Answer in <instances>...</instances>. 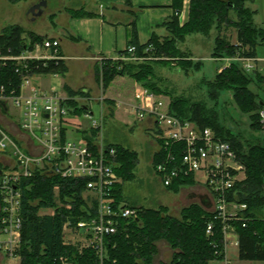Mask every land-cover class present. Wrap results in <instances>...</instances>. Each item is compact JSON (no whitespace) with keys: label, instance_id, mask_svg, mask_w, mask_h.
<instances>
[{"label":"trees","instance_id":"1","mask_svg":"<svg viewBox=\"0 0 264 264\" xmlns=\"http://www.w3.org/2000/svg\"><path fill=\"white\" fill-rule=\"evenodd\" d=\"M11 1L15 3L18 0ZM183 1L173 0L172 7L176 10V15L163 24L167 35L153 33L148 42L140 44L137 29L134 24L131 26L128 31V45L135 47V54L174 56L180 51L176 46L177 41L181 42L192 34L207 36L216 28L218 33L212 52L215 57L256 56L257 44L264 43V27L255 26L253 15L256 10L251 11L245 5L253 0H190L189 19L181 24L178 15ZM126 3L129 5L131 0H126ZM232 12L236 14L237 20L232 18ZM231 24L238 28L236 44L229 43L220 34L223 26ZM26 32L19 24L10 25L3 31L0 34L2 53L17 56L28 48V39L23 37ZM28 36L32 43L43 39L42 35L34 32H29ZM161 37L163 42H160ZM122 53L131 55L127 49L120 52ZM183 57L187 58L184 55ZM103 60L101 68L107 80L116 75H129L155 92L154 82L147 78L152 73L148 62L137 64L132 61H113L110 58ZM194 64L197 69L200 68V63ZM18 66L13 60L0 65V87L4 88L6 95L20 93L25 75L65 76L68 72V66L62 58L29 61L28 70L19 69ZM257 76H260V81L264 80V76L244 72L240 63L232 59L230 66L218 71L212 80H205L212 101L217 100L218 103L221 93L230 91L239 110L250 114V136L244 138L239 133L234 134L222 124L214 108L200 101L189 102L185 97H172L170 113L183 121H193L200 128L214 129L223 140L232 145L239 159L245 164L246 178L229 193V200L247 204V209L240 213L242 219L233 222L239 236V259L264 261V144L253 135L260 129L258 110L264 100L258 98V94L249 88V84ZM65 89L70 98L67 104L71 107L72 114L81 115L89 109L87 102L75 99L82 94L80 90L76 91L67 85ZM108 103L107 105L115 108V104L109 100ZM112 113L109 109L106 115L109 117ZM103 115L104 121H107L105 109ZM95 134L94 129L84 130L81 134L82 139L88 141L94 149ZM158 143L161 146L162 140H158ZM112 145L115 144L106 145V148L110 149ZM114 148L118 163L116 172L121 176L122 183L116 184L113 189V206L119 208L125 204L135 207V204L126 201L123 184L132 179L138 154L123 145H115ZM163 152L159 147L153 164L162 160ZM181 154V151H177L178 157ZM86 183L85 179L62 177L49 169L39 168L33 170V176L22 178V229L18 252L21 264H59L61 255H68L74 264H100L92 249L85 248L79 252L77 247L64 243V226L67 222L73 224L78 220L88 219L95 213L96 201L92 200L93 204L90 206L89 201L83 197ZM192 183V176L178 178L168 188L177 192L182 186ZM43 208H54L55 212L40 214ZM210 218L211 214L199 203L184 207L180 217L171 215L168 207L163 205L156 208L142 206L136 216L119 221L117 233L106 237L107 253L103 264H153L158 252L157 242L162 239L168 242L173 251L170 262L166 264H210L211 261L221 260L223 256L217 254L218 250H223L221 225L217 223L214 235L208 236L206 228Z\"/></svg>","mask_w":264,"mask_h":264},{"label":"built area","instance_id":"2","mask_svg":"<svg viewBox=\"0 0 264 264\" xmlns=\"http://www.w3.org/2000/svg\"><path fill=\"white\" fill-rule=\"evenodd\" d=\"M27 42L29 47L17 56L4 55L0 49V65L13 60L17 62L19 69L28 70L29 61L61 58L59 39L43 35L41 41ZM127 51L133 55L135 47L129 46ZM235 57L246 73H261L264 76V66L258 64L259 58L241 55ZM31 76H23L19 94L1 96L2 100L11 98L20 110L22 128L41 142L42 152L39 155L24 152L0 127V150L11 147L16 157L14 167L9 168L0 163V233L5 236L0 238V250L8 258L20 257V183L22 178L33 176L35 168L49 169L62 177L87 180L83 197L89 201L90 206L93 204L92 200L96 201L95 213L90 218L73 224L67 222L64 226V243L77 247L79 252L85 248L92 249L100 264H103L107 253L106 237L117 233L119 221L136 216L142 206H113V189L116 184L122 183V178L116 172V149H107L103 140V110L100 121L93 120L92 125L83 128L80 115L72 114L71 107L67 104L69 96L62 97L55 90L49 91L31 84ZM135 100L131 108L136 118H153L158 131L157 137L162 140L161 146L158 143V150L161 147L164 156L154 165V170L165 187L171 186L175 179L203 174V179L199 181L208 187L213 201L206 234L212 237L216 224L220 223L223 250H218L217 254L223 256L222 264H231L227 248L239 243V240L234 241L231 237L234 234L238 236L233 222L242 219L240 213L247 209V204L229 200V193L246 178L245 164L232 145L223 140L214 129L200 128L193 121H183L174 116L170 113V103L148 89H140ZM92 114L89 109L85 111L87 117ZM258 118L259 132L264 138V102L258 110ZM70 125L80 130L94 129L96 148H92L83 139L75 141L66 137L63 129ZM177 151L182 152L180 157ZM59 264L74 263L68 255H61Z\"/></svg>","mask_w":264,"mask_h":264},{"label":"rangeland","instance_id":"3","mask_svg":"<svg viewBox=\"0 0 264 264\" xmlns=\"http://www.w3.org/2000/svg\"><path fill=\"white\" fill-rule=\"evenodd\" d=\"M30 1L31 0H18L12 3L11 0H0V34L10 25L22 24L29 29L26 35H24L25 39L28 40H31L28 36L30 31L42 34L48 33L50 35L55 33L61 38H64V34L59 33L57 29L52 27L51 23L53 20H51L49 16L50 13L46 11L47 8H44L45 11L43 10L44 12H42V14L36 16L29 12L32 8V6H30ZM56 1L57 0H50L49 7L53 8ZM245 5L248 6L251 11L256 10L253 15L255 26L264 27V0H253L251 2H246ZM231 16L234 20H237V16L234 12H232ZM167 33L168 32L165 34L167 35ZM217 33V29L213 28L207 36L192 34L187 36L183 41L181 40V42L177 41L176 46L180 51L176 52L174 56H170L169 54L156 55L155 53L149 55L135 53L133 55H127L122 53L118 54L116 57L110 58L113 61H132L137 64H140V62H148L152 73L149 74L147 78L154 82L155 85H153V88L156 89L153 90L155 92L129 75H116L111 80H107L101 68L104 63L103 58L91 65H83L80 62L71 63V72L70 75H68L69 79L72 78L75 82H84L87 85V89L83 90L82 87L72 88L69 85L67 86L82 92V94L76 96L75 99L80 102H87L89 110L93 113L91 117H87L85 112L80 115L83 128H88L92 125L93 120L100 121L102 117L101 111L103 109H105V115L108 113V110L111 109L113 113L109 117L106 115L108 119L103 123L104 143L106 145H123L135 150L138 154L133 177L123 184V192L128 203L154 208L163 205L168 207L171 215L180 217L182 209L193 202L185 198V192L178 195L177 193L179 191L174 192L168 187H165L160 177L155 173L153 158L158 150V131L154 128V124L147 126L143 120L137 119L135 112L131 108L136 102L135 95L140 89L146 88L169 103L171 98L176 96L185 97L189 102L200 101L208 107L214 108L222 124L231 129L234 134L239 133L245 138V136L251 133L250 124L252 123V118L250 114L243 113L239 110L232 92H222L218 99V103L216 102L217 100L212 101L209 98L205 80H212L220 68L221 71L225 67L230 66L232 59H236V57H215L212 54ZM220 34L224 36L229 43H238V28L235 25L223 26ZM163 41L164 39L161 37L160 42ZM150 48H152V46H150ZM256 54L257 57L262 60L259 65H264V43L257 44ZM183 55L187 58L183 57ZM194 63H200V68L197 69L193 66ZM259 75L263 76L261 73H259ZM36 78H43V80L51 86L55 85L59 90H62L61 84H59L60 79L54 76L34 75L33 79ZM249 88L254 93L258 94V98L264 100V80L260 81V76L254 78V81L249 84ZM3 92L4 90L0 87V102L4 101L5 105L8 104L9 114L6 115V113H4L1 104L0 123L3 124L4 121L8 122V117L19 123L21 121L19 115L20 110L13 104L11 98L1 100V96H8ZM108 100L112 102L113 105L115 104L114 109L110 107V105H107ZM1 124L0 127L3 128ZM72 129L75 131L74 128ZM3 130L5 129L3 128ZM82 131L84 130L70 133V138L75 141L82 140ZM14 132L12 131L13 138L17 139L18 136ZM6 133L8 134L7 131ZM253 135L264 144V138L259 131L254 132ZM10 139L15 142V139L13 140L11 137ZM115 145H112L110 148H114ZM2 161L4 162L1 158L0 163ZM162 240L163 242L160 244L159 248L158 242L160 240L157 242L158 252L154 257L153 264H166L170 262L173 251L168 242L165 239ZM227 256L231 264H264V261L240 260L236 247H229ZM2 264L20 263L5 259Z\"/></svg>","mask_w":264,"mask_h":264},{"label":"crops","instance_id":"4","mask_svg":"<svg viewBox=\"0 0 264 264\" xmlns=\"http://www.w3.org/2000/svg\"><path fill=\"white\" fill-rule=\"evenodd\" d=\"M40 1L41 0H31L30 6ZM45 1L46 11L50 13L49 16L51 20H53L51 23L52 27L57 29L59 33L64 34V38H61L55 33L50 35L48 33L42 34L35 31L30 32L59 39L60 56L67 64L68 72L65 76L60 74L40 75L54 76L60 79L59 84H61L62 90H59L55 85L51 86L49 83L45 82L43 78L33 79L32 76L30 82L45 90H55L62 97H68L65 85H69L72 88L82 87L83 90L87 89V85L84 82L80 83L75 82L72 78L69 79L68 75H70L71 72V63L80 62L83 65H91L102 58L116 57L121 51H125L128 48V31L133 24L138 31V41L140 44L148 42L153 33L163 36L166 33L165 26H163L164 22L173 15H176V10L172 7L173 0H131L129 5L126 3V0H57L53 8L49 7L50 0ZM189 9L190 0H184L178 15L181 24L188 21ZM19 25L26 31H29V29L22 24ZM24 35H26V33H24ZM255 57H257V54ZM261 61L262 60H260V62L258 61V64L261 63ZM263 66L264 65L261 67ZM0 105L4 113H6V115L9 114L8 104L5 105V102H0ZM20 114L21 113H19V115ZM7 121L8 122L4 121V123L2 122L3 124H0L13 140L15 138H13L12 131H15L14 133L18 137L14 141L24 152L30 155H39L42 152L39 140L21 127V121L19 123L15 122L9 117ZM143 122H145L147 126L154 124L153 118H147L143 120ZM72 128L74 127L71 125L66 127L64 131L66 137L70 138V133L72 132H81V130H77L76 128H74L75 131H73ZM154 128L156 129L155 124ZM1 158L4 160V162H1L2 166L10 168L14 167L16 164V157L11 147L0 150V159ZM200 179H203L202 173H197L195 176H192L193 183L183 186L184 188H180L177 194L181 195L185 192V198L187 200H192V203L201 204L203 208L209 212L213 208L212 194L208 187L199 181ZM54 212V208H43L40 210V214H53ZM4 237L5 236L0 233V238ZM231 237L234 241L239 240V236L236 234ZM162 242L163 240L158 242V248ZM229 247H236L239 257V245L232 244L229 245ZM5 259L17 261L21 264L20 257L8 258L4 256L0 250V264H2ZM210 264H222V261L214 260L211 261Z\"/></svg>","mask_w":264,"mask_h":264},{"label":"water","instance_id":"5","mask_svg":"<svg viewBox=\"0 0 264 264\" xmlns=\"http://www.w3.org/2000/svg\"><path fill=\"white\" fill-rule=\"evenodd\" d=\"M45 7H46V1L41 0L37 4L33 5L29 12L33 13L36 16L42 14ZM2 103H4V101Z\"/></svg>","mask_w":264,"mask_h":264}]
</instances>
